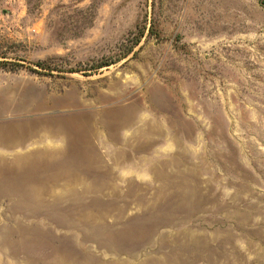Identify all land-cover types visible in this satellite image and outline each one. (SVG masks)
<instances>
[{"label": "rangeland", "instance_id": "rangeland-1", "mask_svg": "<svg viewBox=\"0 0 264 264\" xmlns=\"http://www.w3.org/2000/svg\"><path fill=\"white\" fill-rule=\"evenodd\" d=\"M2 62L0 264H264V0H0Z\"/></svg>", "mask_w": 264, "mask_h": 264}, {"label": "trees", "instance_id": "trees-1", "mask_svg": "<svg viewBox=\"0 0 264 264\" xmlns=\"http://www.w3.org/2000/svg\"><path fill=\"white\" fill-rule=\"evenodd\" d=\"M0 65H2V66H8L9 69H11V70H16V69H19V68L22 67L20 64H17V63H8V62H2V63H0ZM37 65L42 66L43 63H42V62H38ZM27 69H28L29 71H31V72L37 73V72H36L35 70H33L32 68H27Z\"/></svg>", "mask_w": 264, "mask_h": 264}]
</instances>
